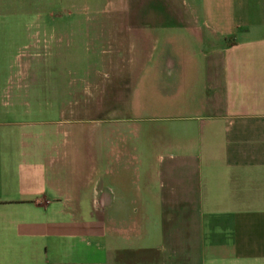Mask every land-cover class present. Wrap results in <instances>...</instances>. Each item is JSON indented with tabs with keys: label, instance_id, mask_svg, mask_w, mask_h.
Returning a JSON list of instances; mask_svg holds the SVG:
<instances>
[{
	"label": "crops",
	"instance_id": "1",
	"mask_svg": "<svg viewBox=\"0 0 264 264\" xmlns=\"http://www.w3.org/2000/svg\"><path fill=\"white\" fill-rule=\"evenodd\" d=\"M43 1L0 0L6 85ZM189 2L191 13L167 11L159 37L138 36L174 51L157 96L177 121L146 145L139 173L136 154L132 172L101 154L90 185L84 141L71 137L82 109L51 120L34 92L0 99V264H264V0Z\"/></svg>",
	"mask_w": 264,
	"mask_h": 264
},
{
	"label": "rangeland",
	"instance_id": "2",
	"mask_svg": "<svg viewBox=\"0 0 264 264\" xmlns=\"http://www.w3.org/2000/svg\"><path fill=\"white\" fill-rule=\"evenodd\" d=\"M178 9L191 13L189 0L36 3V12H41L36 14V25L40 27H36V34L23 35L12 65L4 68L12 81L7 85L0 82V99L8 100L10 90L34 92L33 106H50L51 113L40 117L51 120L59 118V107H68L71 102L82 109L78 125L81 129L71 137L84 141L77 150L86 157L84 171L93 174L90 185L96 184L100 169L97 157L101 154L110 170V159L120 154L125 160L121 163L122 172H132L133 159L129 155L136 154L139 173L140 156L146 145L149 148L152 140L159 144L177 121L168 119L170 114L162 111L157 96L161 87L167 85L161 72L165 69L162 62L174 51L157 40L149 49L138 36L145 33L159 37L152 32H165L167 11ZM169 23L173 26L171 20ZM150 59L153 64L148 61L145 65ZM148 155L149 162L156 165L161 152L148 150ZM140 243L144 244H136Z\"/></svg>",
	"mask_w": 264,
	"mask_h": 264
}]
</instances>
